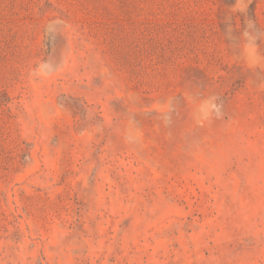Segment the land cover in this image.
I'll use <instances>...</instances> for the list:
<instances>
[{"label":"rangeland","instance_id":"rangeland-1","mask_svg":"<svg viewBox=\"0 0 264 264\" xmlns=\"http://www.w3.org/2000/svg\"><path fill=\"white\" fill-rule=\"evenodd\" d=\"M0 264H264V0H0Z\"/></svg>","mask_w":264,"mask_h":264},{"label":"clouds","instance_id":"clouds-1","mask_svg":"<svg viewBox=\"0 0 264 264\" xmlns=\"http://www.w3.org/2000/svg\"><path fill=\"white\" fill-rule=\"evenodd\" d=\"M213 107L215 108L216 106H215V105H213Z\"/></svg>","mask_w":264,"mask_h":264}]
</instances>
